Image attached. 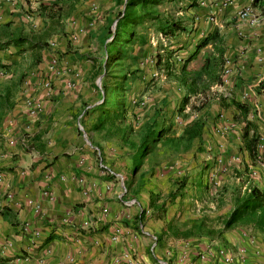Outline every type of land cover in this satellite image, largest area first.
I'll list each match as a JSON object with an SVG mask.
<instances>
[{
    "label": "crops",
    "instance_id": "obj_1",
    "mask_svg": "<svg viewBox=\"0 0 264 264\" xmlns=\"http://www.w3.org/2000/svg\"><path fill=\"white\" fill-rule=\"evenodd\" d=\"M197 4L175 65L208 37L222 81L203 73L204 107L181 109L187 88L162 64L151 65L163 82L147 107L135 96L145 75L131 93V66L111 76L118 62L100 60L115 0H0V264H211L201 256L222 245H247L264 264V232L226 227L239 198L264 191V151L259 161L248 142L264 136V0ZM56 52L69 73L52 75ZM195 117L203 127L189 138Z\"/></svg>",
    "mask_w": 264,
    "mask_h": 264
},
{
    "label": "rangeland",
    "instance_id": "obj_2",
    "mask_svg": "<svg viewBox=\"0 0 264 264\" xmlns=\"http://www.w3.org/2000/svg\"><path fill=\"white\" fill-rule=\"evenodd\" d=\"M198 6L199 4H197V0H162L160 3L149 8L150 12H147V15H145L140 25L134 24V26L132 27V35L128 37L129 39L126 38L127 40L122 44L121 59L117 61L118 63L113 66L112 70L109 73H111V76L123 74V64L126 63L131 66L128 68L131 84L132 79L134 81L136 77L139 78V74L145 75L144 79L146 81V87L141 88L140 90L138 89L137 95L135 94L137 98L136 103H140L141 106L147 105L148 107L149 102H153L150 98H155L152 94L157 91H161V87L159 84H161L160 82L163 81L159 80L160 75L157 76L156 73H153V71H151L153 69L151 65H153L154 62L158 60L157 54H161L164 59L169 56L171 58V61L176 62V55L180 53L179 50L183 47L175 45L174 41L176 40V38L180 37L181 42H184L185 34L195 30V17L199 14L196 11V8ZM192 7L194 11L191 12L190 9ZM108 12L112 14V19H110L109 21L110 23L107 27L106 34V44L107 47L109 46L110 48V44L114 39V32L117 30L116 26L121 8L118 5H115V7H112L109 11H107V13ZM186 12L189 13L187 14ZM139 14H142V12L139 11ZM171 22L180 24L183 29L176 31L174 35H171V31H169L170 27L172 26L170 25ZM162 29H164V31ZM165 32L169 33L165 34ZM125 36L126 34L123 35L121 40ZM198 41L200 43L202 40L200 41L199 39ZM211 49L212 48L208 45L204 47L196 58V61L193 60L190 63V67L192 69L200 67L203 61V57L205 58V53L208 54ZM101 59H103L104 61L107 60L105 53L100 55V60ZM179 60L180 58H178V61ZM140 82L141 80L139 81V83ZM100 83L102 85V79ZM108 84L109 86L114 85V79H110ZM135 88L137 89V86ZM132 89L133 84L130 88L131 93ZM106 91V89L102 90L103 96L105 95ZM147 91L149 93H146ZM205 91L201 92L202 95L192 94L190 96L191 101L189 103V107L194 106V109H197L200 104H202L203 102L205 103L208 99V96L205 95ZM206 93L208 94L209 92L206 91ZM119 98H122V96L119 95ZM144 100L148 102H146V105H144Z\"/></svg>",
    "mask_w": 264,
    "mask_h": 264
},
{
    "label": "trees",
    "instance_id": "obj_3",
    "mask_svg": "<svg viewBox=\"0 0 264 264\" xmlns=\"http://www.w3.org/2000/svg\"><path fill=\"white\" fill-rule=\"evenodd\" d=\"M116 5L121 8V12L118 17L117 22V30L114 32V39L110 44V48L107 51V60L106 64L111 62H117L121 59L122 55V44L125 42L129 36L132 35L131 29L134 24L138 25L142 22L145 15L149 11V8L153 7L154 5L160 3L162 0H115ZM259 0H255L258 3ZM139 11L142 14H139ZM172 25L170 27L171 35H174L176 31L183 29L180 24H176L171 22ZM164 31V29H162ZM169 32H165L168 34ZM126 36L121 40L123 35ZM129 39V38H128ZM210 38H204L199 45L195 52L188 57L184 63L177 68L175 62L171 61L170 57L168 56L166 59L161 56V54H157L158 60L157 65H163L166 69L167 74L169 76H173L176 79H179L181 83L187 88V94L183 97L181 109L186 106V104L190 100V96L196 92H203L207 89V84L202 83V74L206 73L209 75L210 83H221V71H222V64L221 58L213 59L212 55L208 57H203V61L200 67L192 69L190 67V63L195 60L200 54L201 50L206 47L209 43ZM123 78V77H122ZM121 77L118 81V85L116 87V92L122 96V98H118L116 101L115 112L120 111L119 113H125L128 108L126 106L125 98H124V85L121 81ZM202 83V84H201ZM209 85V84H208ZM205 103L203 102L198 106V109L204 107ZM203 127V123L200 119L195 118L192 122L189 123L185 133L188 135L189 138H193L198 135ZM149 137V136H148ZM260 136L258 134H253L249 139V147L252 154H256L258 150V143H259ZM146 142V140H145ZM146 144L147 151L150 149V145ZM145 148V149H146ZM255 156V157H256ZM236 224H244L252 226L255 229H258L264 232V191L261 190L257 186H252L246 194H244L241 198L238 199V204L228 217L226 221V227H231Z\"/></svg>",
    "mask_w": 264,
    "mask_h": 264
},
{
    "label": "built area",
    "instance_id": "obj_4",
    "mask_svg": "<svg viewBox=\"0 0 264 264\" xmlns=\"http://www.w3.org/2000/svg\"><path fill=\"white\" fill-rule=\"evenodd\" d=\"M45 2H50L51 0H43ZM253 5H249L245 7L241 12L239 13V17L243 19L249 18L253 14ZM51 67L50 71L53 76L56 75H61L65 73H69V69L63 66L61 60H60V55L58 52L51 58ZM230 72L229 69H226L224 72V79L225 82L228 81V78L226 75ZM53 78V77H52ZM52 78H48L46 83L44 84L45 87L49 90L53 88L52 86ZM67 86L72 88L74 86L73 82L68 80L67 81ZM261 151H264V136H260L259 138V143H258V153H257V158L259 161L261 160L260 153ZM251 173L253 176H258L259 175V169L258 167H253L251 170ZM216 177V172H210L206 175V180L207 184L210 188L216 186L218 184ZM249 241L251 243L255 242V237L251 236L249 238ZM202 258L205 257V261H211V264H252L249 259H248V246L247 245H237V246H225L222 245L214 252L209 255V253H205V255L201 256ZM130 264H139L135 260H129Z\"/></svg>",
    "mask_w": 264,
    "mask_h": 264
}]
</instances>
